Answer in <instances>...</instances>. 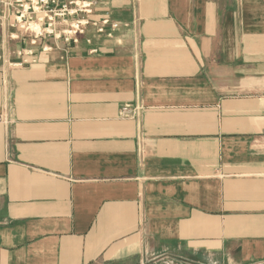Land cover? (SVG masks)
<instances>
[{
    "label": "crops",
    "instance_id": "0c3cea01",
    "mask_svg": "<svg viewBox=\"0 0 264 264\" xmlns=\"http://www.w3.org/2000/svg\"><path fill=\"white\" fill-rule=\"evenodd\" d=\"M13 1L0 264H264V0H97L74 44Z\"/></svg>",
    "mask_w": 264,
    "mask_h": 264
},
{
    "label": "built area",
    "instance_id": "2783aa9c",
    "mask_svg": "<svg viewBox=\"0 0 264 264\" xmlns=\"http://www.w3.org/2000/svg\"><path fill=\"white\" fill-rule=\"evenodd\" d=\"M96 2L97 0H70L63 3H59V0H14V6L12 3L8 4L9 7H13L10 13L13 22L10 27L21 30L30 44H35L45 35L52 36L55 40L62 39L64 43L74 44L90 23L88 16ZM58 22L65 25V29L57 31L55 25ZM98 31L102 32L103 29L100 27ZM15 38H18V35H10V39ZM46 49L44 46L43 50ZM31 53V50L19 51L18 55L25 57ZM126 110L127 107H124L121 112Z\"/></svg>",
    "mask_w": 264,
    "mask_h": 264
}]
</instances>
